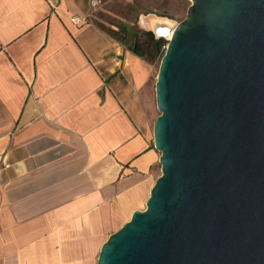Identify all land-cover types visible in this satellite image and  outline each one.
<instances>
[{
  "label": "crops",
  "instance_id": "1",
  "mask_svg": "<svg viewBox=\"0 0 264 264\" xmlns=\"http://www.w3.org/2000/svg\"><path fill=\"white\" fill-rule=\"evenodd\" d=\"M91 1L0 0V264H92L161 175L154 65Z\"/></svg>",
  "mask_w": 264,
  "mask_h": 264
},
{
  "label": "water",
  "instance_id": "2",
  "mask_svg": "<svg viewBox=\"0 0 264 264\" xmlns=\"http://www.w3.org/2000/svg\"><path fill=\"white\" fill-rule=\"evenodd\" d=\"M191 1L150 15L161 175L97 264H264V0Z\"/></svg>",
  "mask_w": 264,
  "mask_h": 264
},
{
  "label": "rangeland",
  "instance_id": "3",
  "mask_svg": "<svg viewBox=\"0 0 264 264\" xmlns=\"http://www.w3.org/2000/svg\"><path fill=\"white\" fill-rule=\"evenodd\" d=\"M191 5V0H102L92 14V19L97 26L109 34H113V30L118 31L121 24L137 30L148 31L140 24L141 16L156 15L168 18L178 24L186 19ZM142 38L145 37L142 36ZM129 40L131 41V38ZM167 45L164 46V49ZM160 63L158 60L153 64L156 74H158ZM158 115H160L159 110ZM99 252L100 249L95 252L92 264H97Z\"/></svg>",
  "mask_w": 264,
  "mask_h": 264
},
{
  "label": "trees",
  "instance_id": "4",
  "mask_svg": "<svg viewBox=\"0 0 264 264\" xmlns=\"http://www.w3.org/2000/svg\"><path fill=\"white\" fill-rule=\"evenodd\" d=\"M118 28V31H112V36L127 45L135 54L141 56L149 63L154 64L158 60L161 62L166 52L164 46L168 44V41L164 38L157 39L151 31L137 30L124 24H121ZM142 36L145 38H142ZM129 38H131V41Z\"/></svg>",
  "mask_w": 264,
  "mask_h": 264
},
{
  "label": "bare ground",
  "instance_id": "5",
  "mask_svg": "<svg viewBox=\"0 0 264 264\" xmlns=\"http://www.w3.org/2000/svg\"><path fill=\"white\" fill-rule=\"evenodd\" d=\"M140 24L142 27L146 28V29H152L153 28V19L150 16H143L140 19Z\"/></svg>",
  "mask_w": 264,
  "mask_h": 264
},
{
  "label": "built area",
  "instance_id": "6",
  "mask_svg": "<svg viewBox=\"0 0 264 264\" xmlns=\"http://www.w3.org/2000/svg\"><path fill=\"white\" fill-rule=\"evenodd\" d=\"M101 4V0H92L91 1V6L93 9H97V7ZM74 22L76 23H80L81 21H83V19L80 18H73L72 19Z\"/></svg>",
  "mask_w": 264,
  "mask_h": 264
}]
</instances>
